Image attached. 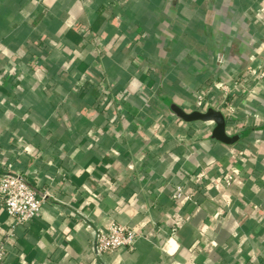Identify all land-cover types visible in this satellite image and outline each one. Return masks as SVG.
<instances>
[{
    "label": "crops",
    "instance_id": "1",
    "mask_svg": "<svg viewBox=\"0 0 264 264\" xmlns=\"http://www.w3.org/2000/svg\"><path fill=\"white\" fill-rule=\"evenodd\" d=\"M254 9L264 0H0V176L10 165L43 198L15 228L0 203L8 263L264 264V83L254 89L246 71L264 62ZM236 77L253 97L228 96L239 109L220 111L227 131L244 126L234 144L169 112ZM198 172L207 180L195 186ZM112 224L145 237L98 257L96 233Z\"/></svg>",
    "mask_w": 264,
    "mask_h": 264
},
{
    "label": "built area",
    "instance_id": "2",
    "mask_svg": "<svg viewBox=\"0 0 264 264\" xmlns=\"http://www.w3.org/2000/svg\"><path fill=\"white\" fill-rule=\"evenodd\" d=\"M257 13V25H264V13L262 10H255ZM249 73L252 74V78L256 79V84L263 86L264 83V62L248 69ZM152 71L151 66L146 67V72L150 74ZM250 80V79H249ZM245 80L242 81L241 78H233L227 82H215L213 87L209 90L206 89V85L201 87L198 91L194 93V99L192 102L191 109L193 111L205 112L208 109H214L221 111L225 109L230 112H235L239 108L231 107L228 105L226 99L228 96L234 97L244 94L245 97L251 95L250 91L245 86ZM249 86V84H248ZM263 88V87H262ZM262 91V90H261ZM264 92L260 94V98ZM249 94V95H248ZM142 95L144 97L150 98L154 96V92H150L145 88L142 89ZM248 95V96H247ZM104 96L111 97L108 91H104ZM256 96V95H254ZM250 97V96H249ZM258 98V97H254ZM243 114L246 115L247 112L243 109ZM159 119V115L154 118ZM181 121V120H180ZM244 126L237 127V121L234 125L230 126L229 131L226 133L228 136H233L241 132ZM10 165H7V173L0 176V203L7 213V215L14 221V228L17 226H23L30 223L33 219H36L41 206L43 204V198L31 188L27 182L22 179L19 175L12 172ZM190 181L197 186L198 183H203L207 180V177L202 173H194L189 176ZM232 176L225 175L224 182L229 185L232 181ZM191 188H193L191 186ZM187 190L186 186L178 185L174 188L173 199L177 200L185 194ZM175 234V231L171 233ZM145 237L144 232L140 229H135L133 227H126L118 224H112L105 229H101L96 233L93 251L96 256L101 257L102 255L115 251L121 248L131 249L135 242L139 239ZM15 244V237L13 232L6 237L4 241L0 240V264H11L7 262V252L8 247Z\"/></svg>",
    "mask_w": 264,
    "mask_h": 264
},
{
    "label": "water",
    "instance_id": "3",
    "mask_svg": "<svg viewBox=\"0 0 264 264\" xmlns=\"http://www.w3.org/2000/svg\"><path fill=\"white\" fill-rule=\"evenodd\" d=\"M169 111L184 123L191 124L198 122L213 124L211 138L219 143L231 145L239 139V136H228L226 133L225 118L220 111L208 109L205 112H186L184 109L175 104L169 105Z\"/></svg>",
    "mask_w": 264,
    "mask_h": 264
},
{
    "label": "rangeland",
    "instance_id": "4",
    "mask_svg": "<svg viewBox=\"0 0 264 264\" xmlns=\"http://www.w3.org/2000/svg\"><path fill=\"white\" fill-rule=\"evenodd\" d=\"M253 16H252V20L250 21L251 23H250V25H252L253 26V30H251L250 31V34L252 35V37L256 40V41H258L259 39H260V34H258V36H254V34L256 33V35H257V32H255V31H257V30H255V28H254V25L255 26H257V18H256V15H257V13L255 12V9L253 10ZM248 20L249 19H247V20H245V22H248ZM258 27V26H257ZM255 30V31H254ZM259 33V32H258ZM263 36V35H262ZM258 61V60H257ZM249 68H251V66H249L248 67V69ZM248 69H246V71L248 72L249 70ZM241 77H242V75H241ZM248 79H250V83L253 85L252 87L255 89L256 87H257V84H256V79L255 78H252V74H249L248 75ZM199 80V78H196L195 77V83H196V81H198ZM222 81V80H221ZM242 81H244V79H242ZM215 83V82H214ZM214 83H211L210 85H206V89L207 90H209L210 88H212L213 87V85H214ZM258 84H259V82H258ZM256 85V86H255ZM198 88V89H197ZM196 88V91H198L201 87H197ZM250 88H248V90H249ZM249 91H251V90H249ZM249 95V94H248ZM247 95V96H248ZM253 96L251 95L250 96V98H252ZM249 98V96L246 98V99H248ZM261 98H262V96H261ZM261 98H259V96H258V98H255L256 99V101L257 100H260V101H263ZM185 111H187V112H192L193 110L192 109H188V110H185ZM170 112V111H169Z\"/></svg>",
    "mask_w": 264,
    "mask_h": 264
},
{
    "label": "trees",
    "instance_id": "5",
    "mask_svg": "<svg viewBox=\"0 0 264 264\" xmlns=\"http://www.w3.org/2000/svg\"><path fill=\"white\" fill-rule=\"evenodd\" d=\"M49 81H50V79H48L47 86H49ZM197 123H198V122H197ZM233 136H234V135H233ZM235 136H239V139L241 138V134H240V133L236 134ZM239 139H238V140H239ZM238 140H237V141H238ZM237 141H236V142H237Z\"/></svg>",
    "mask_w": 264,
    "mask_h": 264
}]
</instances>
